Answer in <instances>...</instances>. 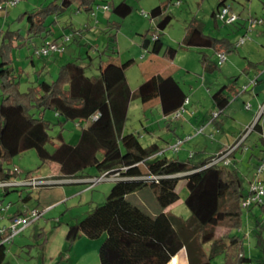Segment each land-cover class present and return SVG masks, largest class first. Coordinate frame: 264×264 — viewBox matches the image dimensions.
<instances>
[{
	"label": "trees",
	"instance_id": "obj_1",
	"mask_svg": "<svg viewBox=\"0 0 264 264\" xmlns=\"http://www.w3.org/2000/svg\"><path fill=\"white\" fill-rule=\"evenodd\" d=\"M5 1L0 0V4ZM98 1L51 0L17 16L15 22L25 24V28L14 29L9 24L6 29L0 30V180L17 177L14 166L6 164L14 156L29 150H34L43 164L46 161L57 163L63 177L82 175L89 168L101 174H118L119 178L113 181L105 202L83 219L67 226L66 252L81 236L99 239L105 235L98 250L100 264H168L182 249H186L189 264H213L219 256H222L221 264H264V204L244 209L243 202L250 195V190L244 187L236 168L230 167L232 163L209 165L216 155L201 159L198 158L200 152H193L185 159L159 155L164 145L157 141L144 148L122 145L130 102L134 96L143 104L155 102L160 105L165 116L179 109L188 98L173 74H158L156 79H144L135 91L124 74L112 84L105 82L102 57L118 53L116 37L122 21L109 20L106 23V45L103 49L96 47V57L101 59L96 68L98 73H88L96 57L90 54L94 46L85 43L88 46L85 58L78 56L61 64L52 82L45 79L46 69L41 67L35 71V80L22 90L24 72L13 65L15 51L32 43L34 52L45 40L60 39L64 35H71V41L80 45L89 32L88 27L77 28L69 23L65 28L71 29L72 33L65 30L63 34L51 37L55 36L57 26L71 8L90 14L100 5ZM172 1L169 0V3ZM226 1H218L212 17ZM111 10L120 19H125L134 8L127 0H121ZM165 11L166 6L162 4L150 10L158 38L151 40L144 35L142 45L145 50L150 46L149 51L155 54L164 49V57L172 62L179 49L165 46L162 39L172 21V15ZM38 39L39 42H36ZM180 46L209 48L214 55L236 51L235 43L228 38L207 34L196 16L188 24ZM31 58L32 62L36 61L33 53ZM201 61L207 72L218 68L208 54H202ZM133 63L134 59L128 60L123 68ZM252 64L257 67L261 63L249 62L247 70ZM239 76L212 94L218 115L213 117V113L210 114L209 120L217 130H222L227 121L231 91L237 89ZM47 112L54 113L58 118L61 130L56 135L50 134L53 123L46 118ZM68 122L80 125V135L75 143L67 141L64 136ZM110 122L114 125L116 140L106 145L99 140L96 131ZM254 128L252 132L257 131L260 135L258 141L262 145V156L252 153L250 160L254 157L256 164L260 165L264 163V133L259 123L256 122ZM251 133L240 145L242 151L251 146ZM261 178L264 180V173ZM181 179L191 181L184 200L190 211L187 220L166 211L180 199L177 185ZM148 187L152 189L158 205L154 214L144 208L146 204L142 206L132 200ZM11 189L15 190L5 189V194L12 192ZM32 198L29 192L21 200L28 203ZM255 207H259L262 214V219L255 217L251 228L258 251L257 255L248 256L244 243L246 236L236 231L243 227L244 212L249 214ZM218 228L226 231L217 235ZM2 238L0 236V241ZM33 246L28 245L31 249ZM7 254L8 246L0 243V264L4 263Z\"/></svg>",
	"mask_w": 264,
	"mask_h": 264
},
{
	"label": "rangeland",
	"instance_id": "obj_2",
	"mask_svg": "<svg viewBox=\"0 0 264 264\" xmlns=\"http://www.w3.org/2000/svg\"><path fill=\"white\" fill-rule=\"evenodd\" d=\"M51 0H21L15 7L6 11L0 9V30L6 29L9 24L12 28L26 27L25 24H19L15 22L17 16L27 10H32L35 7H41L43 4L49 3ZM121 0H99L100 5H109L112 7L114 4H118ZM134 8L133 12L125 19H120L116 16L111 8L103 11L96 7L90 14L82 11H76L75 8H71L62 21L57 26V30L54 37L63 33L69 23H72L73 27L85 28L89 25V32L82 38L81 43L77 41H70L66 45V51L63 55L54 58L47 57L41 58L36 61H31L33 44L24 47L20 51H15V61L13 63L15 68L21 69L24 73L22 78L21 88L25 90L32 81L35 80V71L40 69V65L46 69L45 79L48 82H52L56 79L58 69L61 64L74 58L81 56L85 58L87 56L88 46L85 43L92 45H98L99 49H103L107 42V36L105 33L107 21H122V27L117 32L116 45L118 53L112 57H102L103 67L108 81H112L122 74H124L129 81V84L133 91L136 90L140 82L147 78L156 79L158 74H173L178 80L184 91L187 93L188 98L193 102L187 106V112L183 118L176 121L177 132H182L181 122L191 120L197 128L202 125L199 118H203L207 114H212L216 110L212 94L217 91L224 84L231 83L233 79L239 76L237 82V88L241 89V86L246 82V76L242 73L243 61L245 52L240 51L232 53L235 56L229 57L233 59V63L230 64V60L227 62L226 67H218L213 72L205 71L202 64V54H208L215 61L214 53L209 48L181 47L182 40L185 36L186 28L194 16L197 20L203 23L205 32L215 37H225L235 42L240 33L237 31L235 24L226 25L217 21L215 17H212V12L215 10L219 0H173L169 3V0H127ZM180 1L177 5L176 2ZM232 6L234 12L240 15L242 22L246 21L249 17H256L263 20V25L251 30L249 36L252 39L251 43L264 44V0H227ZM163 4L166 6V14L172 15V21L168 28L162 34L165 46L177 47L178 53L174 62L169 61L164 57V49L158 53H152L146 51L141 47V41L144 35H151L155 31V22L149 16L146 17L142 14V11L150 13L151 8L156 5ZM240 22V21H239ZM238 22V23H239ZM92 26V27H91ZM71 32V29H68ZM72 33V32H71ZM39 42V39L36 40ZM92 56L98 54L97 50L93 49L90 53ZM250 55V54H249ZM245 55L250 60L258 61V56ZM143 56V57H141ZM134 59V63L123 68V64L128 60ZM100 58L96 57L93 66L88 69L89 74H93L96 70ZM89 62L85 60V62ZM241 61V62H240ZM216 62V61H215ZM225 65V64H224ZM253 91H247L244 93H237L231 91V103L226 111L228 115L227 121L224 124L223 130L218 132L212 130L211 127L207 128L202 134L194 136L192 144L200 141L199 148L205 147V151L199 153L200 158H205L211 153L218 154L223 145H234L233 143L239 135H244L246 129L255 130V123L264 125V108L258 109L259 101L256 95L252 94ZM250 104L251 108L247 109L246 105ZM193 105H196L194 108ZM193 112L195 114H193ZM162 112L160 106L155 102L150 104H143L141 100L134 96L130 102L127 122L125 131L127 136H131L129 142L144 146L151 141V136L147 135L146 138H140V134H147V129L155 130V135L160 136L163 134V128L165 121L162 118ZM46 118L53 123L50 130L51 135H56L60 132L61 126L58 124L57 117L52 112H47ZM167 121V120H166ZM169 121V120H168ZM160 123V129H159ZM21 125V123H18ZM22 126V125H21ZM253 126V127H252ZM80 132V127L77 122H68L65 125L64 136L67 141L73 142L76 140ZM210 132H213L212 134ZM250 131H247V134ZM98 137L106 144L111 145L116 140V132L114 125L110 122L105 128L97 130ZM193 134V132H191ZM258 132L254 131L250 135V141L255 139ZM187 136V135H185ZM184 136V137H185ZM246 135H244L245 137ZM192 138V139H193ZM189 143H186L182 149H180L179 157L185 159L187 157L186 148H190ZM229 147V146H227ZM239 148V147H238ZM225 149V148H224ZM242 149V147H241ZM262 145L259 143L257 148L243 149V151H233L231 153L232 164L231 168H236L238 174L242 177L244 187L249 189L250 183L255 179L257 175L256 169L258 165L254 162L255 159L251 158V152L256 155L262 156ZM193 150V149H191ZM167 153V156H173L175 152ZM236 152V156H233ZM244 152H246L244 154ZM9 167L17 166L22 177L27 174H34L43 176L47 180L58 178L54 174L59 166L52 161H43L37 156L34 150H29L20 155L14 156L10 159ZM93 174L101 176L94 168H89ZM59 172V171H58ZM54 174V175H53ZM88 176L87 174L82 177ZM78 177H80L78 175ZM86 182V181H84ZM112 181H103L94 186L90 190H85L81 195L69 200L65 204H60L47 213L44 217L40 218L38 222L26 230L20 236H17L13 243L8 244V254L3 264H100L98 257V250L100 243L105 238L103 235L99 239L87 238L88 244L80 243L78 249L82 251L80 255L82 258H74L71 262L67 263L66 260L61 261L62 257H65L72 252L75 248L73 246L68 252H66V231L67 226L77 220L83 219L90 211L96 206L105 202L112 185ZM60 184V183H59ZM57 183L41 186L37 189L15 188L11 193L6 196V202H10L14 207L21 203V194L19 190L23 191V196L31 192L33 198L29 201V206H36L39 201L42 203L52 204L54 201H46L50 197L49 193L52 189L62 187L66 190V194H72L73 192L83 190L89 185L86 183H75L69 186H61ZM191 181L188 179H181L177 185V191L179 192L180 199L177 201L169 212L177 217L187 220L190 217V211L186 208L184 200L190 190ZM1 194V193H0ZM92 198V200H91ZM134 202L138 204H146L144 208L150 213L157 212L158 205L153 197V191L151 188H145L140 194L132 197ZM144 206V205H142ZM259 207L253 208L252 212L248 214L247 211L243 215V227L237 230L238 234H245V252L248 256L257 255L258 249L256 248V240L252 235V224L256 216L262 219V214L254 215V210H258ZM253 214V216H251ZM61 218V220H59ZM8 222L5 219L0 220V228L6 225ZM226 230L224 228L217 229V235H222ZM34 245L29 251L27 245ZM61 254L58 256V254ZM85 252V253H84ZM222 256H219L213 260V264H221Z\"/></svg>",
	"mask_w": 264,
	"mask_h": 264
},
{
	"label": "built area",
	"instance_id": "obj_3",
	"mask_svg": "<svg viewBox=\"0 0 264 264\" xmlns=\"http://www.w3.org/2000/svg\"><path fill=\"white\" fill-rule=\"evenodd\" d=\"M21 0H7L0 4V9L3 10H10L11 8L15 7ZM177 5L180 4V1L176 2ZM98 9L106 11L109 10L111 7L109 5H98ZM94 11V10H93ZM142 14L146 17H150V13H147L145 11H142ZM215 18L217 21L222 22L226 25H232L235 24L240 19V15L233 11L232 6L226 1L223 5L220 6L218 11L215 14ZM246 28V34L243 35L238 39L236 42V47L242 46L246 40L248 33L263 25V20L256 17H249L246 19L245 23ZM151 40H156L158 38V32L154 31L150 35ZM71 41V35H64L60 39H47L45 40L35 51L33 52V58L35 60L41 59V58H47L52 56H61L66 51V45ZM143 57V56H141ZM227 61V53L226 52H218L217 53V65L218 67L222 68L224 64ZM257 77L251 79L247 84L243 85L241 88V92L247 91L249 87L255 85L257 83ZM190 103V99L187 98L184 102V104L174 111L173 113L166 116L167 120L175 121L180 118H183L184 114L188 111L187 105ZM247 109L251 108L250 104L246 105ZM194 113V112H193ZM218 115L217 111L213 112V117H216ZM94 118H97L95 116ZM210 121L208 124H203L200 127H198L195 130L194 134H189L185 137H179L176 139L174 143H172L168 150L173 151L175 153L179 152L182 147L192 140V138L196 135L202 134L207 126L211 124ZM77 125L80 127L79 123L77 122ZM254 126V125H253ZM252 126V127H253ZM251 127H248L244 133L246 135L242 136V138L237 141L234 145H231L229 147H226L225 149H222L214 159L209 163V165L214 164H224V165H230L232 163L231 159V153L242 144L243 140L253 131L250 129ZM247 131H250L247 134ZM245 149H248L246 147ZM166 150L160 151L158 154L163 155ZM192 156V154H190ZM13 169L20 173V169L17 166H14ZM257 175L255 176V179L250 183V195L244 200L243 207L244 209H248L251 206L254 205H261L264 204V180L261 178L262 174L264 173V163H261L258 165L256 169ZM119 178L118 174H112L108 175V173H104L99 177H95L89 180H86V182L89 183L87 186L88 189H92L96 184L103 182V181H114ZM56 180H47L44 177H37V176H29L24 179H17V178H11L6 180H0V190H5L9 188H19V187H31L33 189H37L41 186H47L54 184ZM11 207V203L4 204L2 201H0V218H2L3 213L6 212ZM54 206H50L48 208L40 209V208H32V209H26L21 214L15 215L11 218L10 223L6 227L0 228V236L3 238L1 239L0 243H4L6 245L13 242V239L21 234L23 231H25L28 227H30L33 223L37 222L40 218H42L45 213L52 209Z\"/></svg>",
	"mask_w": 264,
	"mask_h": 264
},
{
	"label": "crops",
	"instance_id": "obj_4",
	"mask_svg": "<svg viewBox=\"0 0 264 264\" xmlns=\"http://www.w3.org/2000/svg\"><path fill=\"white\" fill-rule=\"evenodd\" d=\"M228 3H229V1H227ZM159 5H161V4H159ZM163 5V4H162ZM157 6V5H156ZM155 7V6H154ZM152 9V8H151ZM241 20H243L242 18H240L239 19V21H237L236 23H235V26H237V31L240 33V36H239V38L240 37H242L243 35H245L246 34V28H245V25H244V23H245V21L244 22H242ZM239 22V23H238ZM86 27H88V28H90V26L89 25H86ZM92 27V26H91ZM258 28V27H257ZM66 31H68V30H66ZM65 31H63V33H64ZM63 33H61V34H63ZM148 38H150V36L149 35H146ZM247 40H246V42L242 45V46H240V47H236V53L237 54H239L240 53V51H243V52H245V55H253V56H258L259 58V60L257 61H254V60H250V59H252V58H248L247 56H245L244 55V63L245 64H243V65H245V66H243V68H242V73L247 77L246 78V82H245V84H247L251 79H253V78H255V77H257V83L255 84V85H253V86H251V87H249V89L247 90V91H253V95L255 94L256 95V98L258 99V101H259V105H258V109H263L264 108V44H262V43H258V44H253V43H251L252 42V39H251V37L249 36V33H248V35H247ZM238 38V39H239ZM163 39V38H162ZM238 39L234 42L235 44H236V42L238 41ZM142 41H143V38H142ZM142 41H141V47L142 48H144L145 49V47L142 45ZM88 44H90V43H88ZM90 45H92V44H90ZM94 46V50L96 49V47H98L99 48V46L97 45H93ZM149 49H150V46H149V48L147 49L148 51H149ZM146 50V51H147ZM211 51H212V49H210ZM93 51V50H92ZM150 52V51H149ZM213 52V51H212ZM90 53H91V51H90ZM234 53V52H233ZM249 55V56H250ZM214 56H216L215 57V61H216V63H217V53L214 55ZM232 56H235V55H233L232 53L231 54H228L227 53V61H226V63H225V65L222 67V68H224V67H226V64H227V62L229 61L230 62V64H232L233 63V59H229V57H232ZM49 58V57H48ZM54 58H56V57H54ZM214 59V58H213ZM175 61V59L172 61V62H174ZM241 62V61H240ZM261 63L260 65H258L257 67H255V64H252L251 65V67L249 68V70H247V68L246 67H248L247 66V64L248 63ZM42 67V65H40V68ZM103 76H104V79H105V82H107V84H112L116 79H114V80H112V81H108L107 79H106V75H105V72H103ZM174 76V75H173ZM128 79V78H127ZM129 82V81H128ZM237 82H238V80H237ZM245 84H243V85H245ZM236 85H237V83H236ZM242 85V86H243ZM242 86H241V88H242ZM236 88H237V86H236ZM132 89V88H131ZM247 91H244V92H247ZM235 92H236V94L237 93H244V92H241V89H239V88H237L236 90H235ZM191 100H190V103L188 104V105H190L191 104ZM193 103V102H192ZM231 103V102H230ZM215 104V103H214ZM187 105V106H188ZM158 106H160V105H158ZM194 106V108H196V105H193ZM229 108V107H228ZM227 108V109H228ZM160 109H161V107H160ZM227 111V110H226ZM193 114H195V113H193ZM56 116V115H55ZM57 117V116H56ZM209 117H210V113L209 114H207L206 116H204L203 118H199L200 120H201V123H202V125L203 124H208L209 122H210V120H209ZM162 118L164 119V121H165V124H164V128H163V134L162 135H160V136H157V135H155V130H150V129H147V127L145 128L146 129V131H147V134H143V132H142V134H140L139 132H138V135H140L139 137L140 138H146V136L147 135H149V136H151L152 138H151V141H149L147 144H145L144 146H140V145H136V144H133V143H130L129 142V140H130V137L129 136H127V134H125L126 133V131H125V128H124V131H123V142H122V145L123 146H125V145H136V146H138L139 148H144V147H147V146H149L150 144H152V143H154V142H159V143H161V144H163L164 145V150H166L165 151V155H167V153H169V152H171L170 150H168V147L172 144V143H174L175 141H176V139H178L179 137H184L185 135H189V134H191V132H193V134L195 133V130L197 129V127L194 125V124H192V122H191V120H186V121H184V122H181L180 124V126H181V128H182V132H177V123H176V121H168L167 119H166V116L165 115H162ZM167 120V121H166ZM209 127H211L212 128V130H217L216 128H215V126H214V123H211V124H209V126H207V128H209ZM224 127V126H223ZM261 127H262V131H263V133H264V125H261ZM206 128V129H207ZM159 129H160V123H159ZM222 130H223V128H222ZM222 130H217L218 132H220V131H222ZM206 131V130H205ZM211 134L213 133V132H210ZM96 134H97V131H96ZM79 135H80V132H79V134H78V136H77V138H76V140L75 141H73V142H71V143H75V142H77V140H78V138H79ZM200 135V134H199ZM197 136V135H196ZM241 135H239L238 137H236V139H235V141L233 142V143H236L238 140V138L240 137ZM259 134H257V136L255 137V139H252V141H250V149H253L254 147L255 148H257V146H258V143H259ZM97 137H98V134H97ZM99 138V137H98ZM99 140H100V138H99ZM192 140H194V138L192 139ZM192 140L191 141H189L188 143H189V145L191 146L190 148H186V152H187V157L190 155V154H192L193 152H202V151H205L204 149H205V147L203 148V147H201V148H199V143H200V141H197L196 143H194V144H192L191 142H192ZM101 141V140H100ZM102 142V141H101ZM232 145V144H231ZM227 146H230V145H223V147H222V149H224V148H226ZM184 147V146H183ZM248 148V149H249ZM162 149V150H163ZM191 149H193V150H191ZM221 149V150H222ZM220 150V151H221ZM236 151H241L242 149H241V146L239 147V148H236L235 149ZM234 150V151H235ZM181 151V150H180ZM180 151L179 152H177V153H174V155L173 156H177V157H179V153H180ZM238 152H236L233 156H236V154L238 153ZM173 153V152H172ZM246 152H244V154H245ZM252 153H254V152H251L250 154H252ZM159 155H161V154H159ZM210 155H216V154H214V153H211ZM209 155V156H210ZM200 155L198 154V158H200L199 157ZM254 158V157H253ZM202 159V158H201ZM255 159V158H254ZM250 161H252V160H250ZM255 162V161H254ZM256 163V162H255ZM96 170V169H95ZM59 171V168H58V170L54 173V174H56L57 175V177L58 178H56V179H53V180H56V181H59V182H56L57 184H59V185H61V186H69V185H72V184H75V183H86V182H84V181H86V180H89V179H92V178H95V177H97V175L96 174H93L92 173V170H90V169H87L82 175H80V174H78L80 177H78V175H76V176H72V178L70 177V178H67V177H63L62 175H61V173H60V171ZM97 171V170H96ZM98 172V171H97ZM53 174V175H54ZM85 174H87L88 176H86V177H82L83 175H85ZM29 176H37V177H43V176H40V175H34V174H27L25 177H22V175H21V172L20 173H18L17 174V179H24V178H26V177H29ZM107 181H109V180H107ZM113 182V181H112ZM94 188V187H93ZM12 190V189H11ZM85 190H90V189H88V187L86 186L83 190H79V191H76V192H73L72 194H69V195H67L66 194V190L64 189V188H62V187H58V188H55V189H52L51 190V192L49 193V195H50V197H48V198H46L47 200L46 201H54V203H52V204H48V203H42L41 204V202L39 201V203L36 205V206H33V207H30L29 206V202L28 203H24L23 201H21V203H19V204H17L15 207H14V205L11 203V207L6 211V212H4L3 213V216H2V218H0V220L1 219H5V220H7V224L6 225H4L3 227H6V226H8L9 225V223H10V220H11V218L13 217V216H15V215H18L20 212H24L26 209H32V208H40V209H44V208H48V207H50V206H57V205H60V204H65V203H67L69 200H72V199H74V198H76L77 196H79V195H81ZM93 190V189H92ZM4 190H1L0 191V201H2L4 204H7V203H10V202H6V196L9 194H5V191L3 192ZM13 191V190H12ZM20 191V194H21V198H22V196H23V191H21V190H19ZM11 193V192H10ZM91 200H92V198H91ZM174 205H171V206H169L168 208H167V210L166 211H169V209H172V207H173ZM53 209V208H52ZM52 209H50V210H48L46 213H45V215L47 214V213H49ZM254 213H255V216L256 215H259V214H261V210L260 209H258V210H254ZM44 215V216H45ZM43 216V217H44ZM59 220H61V218L59 219ZM38 222V221H37ZM33 225V224H32ZM31 225V226H32ZM30 226V227H31ZM30 227H28L26 230H28ZM2 228V227H1ZM25 230V231H26ZM25 231H23L21 234H23ZM67 232V231H66ZM21 234H19V235H17V236H20ZM16 236V237H17ZM15 237V238H16ZM14 238V239H15ZM87 238L88 237H86V236H81L78 240H77V242L75 243V248L72 250V252L70 253V254H68L67 256H66V258L65 257H62L61 258V261H63V260H66V262L67 263H69V262H71L72 260H74V258L75 257H77L78 259H80V258H82V255H80L81 254V250H80V248L78 249V246L80 245V243H83V244H88V241H87ZM14 239H13V241H14ZM13 243V242H12ZM101 244V243H100ZM28 245H30V244H28ZM28 245H27V247H28ZM29 251H31V248H29L28 249ZM85 253V252H84ZM61 254V252L58 254V256ZM178 256V258H179V260H180V264H189V262H188V258H187V253H186V249H182V250H180L179 252H178V254L175 256V257H177ZM174 258V257H173ZM172 258V259H173ZM172 261V260H171ZM170 261V262H171ZM5 262V261H4ZM170 262L168 263V264H170Z\"/></svg>",
	"mask_w": 264,
	"mask_h": 264
},
{
	"label": "bare ground",
	"instance_id": "obj_5",
	"mask_svg": "<svg viewBox=\"0 0 264 264\" xmlns=\"http://www.w3.org/2000/svg\"><path fill=\"white\" fill-rule=\"evenodd\" d=\"M170 264H180V260H179L178 256L177 257H174L172 259V261L170 262Z\"/></svg>",
	"mask_w": 264,
	"mask_h": 264
}]
</instances>
